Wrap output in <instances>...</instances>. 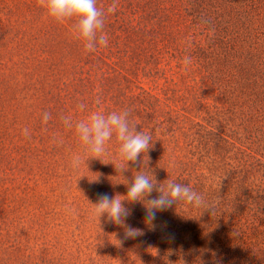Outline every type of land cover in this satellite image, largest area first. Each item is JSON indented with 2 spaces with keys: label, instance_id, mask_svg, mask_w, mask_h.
I'll use <instances>...</instances> for the list:
<instances>
[{
  "label": "rangeland",
  "instance_id": "obj_1",
  "mask_svg": "<svg viewBox=\"0 0 264 264\" xmlns=\"http://www.w3.org/2000/svg\"><path fill=\"white\" fill-rule=\"evenodd\" d=\"M118 5L108 46L87 53L73 21L0 0V264H264V0ZM124 109L154 140L139 166L119 172L113 138L74 170L84 150L61 116ZM139 171L218 201L215 214L179 203L148 224L144 203L125 201L135 238L91 217L98 194L126 195Z\"/></svg>",
  "mask_w": 264,
  "mask_h": 264
},
{
  "label": "clouds",
  "instance_id": "obj_2",
  "mask_svg": "<svg viewBox=\"0 0 264 264\" xmlns=\"http://www.w3.org/2000/svg\"><path fill=\"white\" fill-rule=\"evenodd\" d=\"M38 6L45 9L47 15L59 23L73 21L72 34L75 39L81 41L87 53H94L100 48H106L109 44L108 35L105 32V21L109 14H114L118 8V0H113L107 8L99 7L97 0H37ZM182 64L186 71L190 70L192 58L185 56ZM99 105L101 100L96 99ZM80 112H84L87 105L78 104ZM131 110L120 111H91L83 119H74L73 115L61 116V121L67 130H74L79 143L83 147L82 154H74L71 167L78 170L90 158L100 159L107 152V146L115 138L118 142V158L122 162L119 172L127 171L129 162L141 163V156L147 155L153 147L151 133L137 131V126L130 119ZM51 114L43 113L42 123L47 125ZM23 135L30 139V132L23 129ZM62 144V138L54 140ZM148 157V156H147ZM102 161V160H101ZM148 162V160H147ZM147 162L143 158V165L147 168ZM153 191L159 193L158 197L146 199ZM142 202L145 206L146 223L151 224L156 219V213L164 211L173 204L183 203L195 209L210 211L212 215L216 212L218 201L208 202L205 197L194 191L190 186L177 183L167 179L157 183L152 173L137 172L127 189L126 195H115L110 197L107 193L98 194V201L92 204L90 215L92 218L107 219L116 224L124 226L125 238H135L142 235L141 230L126 225V219L131 215L130 209L124 203Z\"/></svg>",
  "mask_w": 264,
  "mask_h": 264
}]
</instances>
